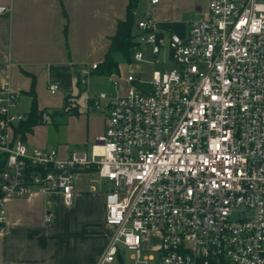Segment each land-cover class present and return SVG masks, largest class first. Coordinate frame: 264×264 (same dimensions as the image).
Here are the masks:
<instances>
[{"label": "built area", "instance_id": "obj_1", "mask_svg": "<svg viewBox=\"0 0 264 264\" xmlns=\"http://www.w3.org/2000/svg\"><path fill=\"white\" fill-rule=\"evenodd\" d=\"M138 27L133 58L145 60L142 45L154 55L167 46L176 67L154 71L148 92L131 73L125 95L90 98L107 114L90 154L29 149L15 137L26 118L18 94L0 90V231L7 199L59 192L72 206L76 174L93 171L114 184L96 264H127L122 249L133 264H264V0H210L184 37L160 36L148 15ZM152 236L157 257L144 255Z\"/></svg>", "mask_w": 264, "mask_h": 264}, {"label": "crops", "instance_id": "obj_2", "mask_svg": "<svg viewBox=\"0 0 264 264\" xmlns=\"http://www.w3.org/2000/svg\"><path fill=\"white\" fill-rule=\"evenodd\" d=\"M129 2L0 0V6L10 8V13L0 15V90L10 88L18 94L16 111L26 117L34 97L39 110L60 111L50 118L52 122L35 126L24 140L16 137L29 149L56 150L61 160L69 159L75 152H87L80 148L93 147L104 134L107 120L104 104L96 109L90 98L97 96L99 90L125 95L130 68L136 70L140 79L138 88L148 92L151 75L158 71L154 70L155 65L174 64L167 46L154 55L150 46L142 45L140 49L146 59L133 67L132 60L117 54L118 74L105 76L93 71L88 76L83 74L89 66L104 61L118 22L126 17ZM209 2L160 0L154 5L149 0H140L137 14L151 17L160 36L184 37L190 22L208 13ZM51 84L59 85L57 93L50 92ZM81 90L85 91L83 110L78 101ZM68 98L75 108L65 113ZM58 115L63 116L61 123L54 121ZM95 175L93 171L76 174L72 206L65 204L59 192H35L7 199L6 227L0 231V264H68L65 256L68 250L75 259L70 264H96L101 252L92 244L88 225H72L73 217L88 220V216L98 213L110 229L105 222L106 194L91 185L96 179L100 181Z\"/></svg>", "mask_w": 264, "mask_h": 264}, {"label": "trees", "instance_id": "obj_3", "mask_svg": "<svg viewBox=\"0 0 264 264\" xmlns=\"http://www.w3.org/2000/svg\"><path fill=\"white\" fill-rule=\"evenodd\" d=\"M140 0H130L126 17L124 20H120L117 26L116 34L111 38V43L109 50L105 56L102 63L97 64V68L93 70L95 74L112 76L119 73V62L116 60V55L120 54L125 60L131 61V50L137 48L140 45L139 37L142 33L138 27V21L144 17L137 14L138 6ZM68 98V104L63 110L67 113L68 111L74 109ZM54 113H49L47 110H39L36 97H34L31 112L25 118V120L18 123L15 126V137H20L22 140L25 139L28 133H31L35 126L40 124H46L49 122L50 118L60 112L53 111ZM50 115V118L46 115ZM7 165V155H0V175L5 171ZM89 172V171H87Z\"/></svg>", "mask_w": 264, "mask_h": 264}, {"label": "rangeland", "instance_id": "obj_4", "mask_svg": "<svg viewBox=\"0 0 264 264\" xmlns=\"http://www.w3.org/2000/svg\"><path fill=\"white\" fill-rule=\"evenodd\" d=\"M140 51H142V50L140 49ZM164 56H166V55H164ZM137 62L138 61H136L134 58H132V62H131L130 65L133 67V65H137ZM175 67H176L175 64H168V65H166V64H157V65H155L154 70H158V71L164 72V71H167V70H172ZM129 71H130L129 73H133V74L137 75L135 69L133 70V68H130ZM143 76H144L145 79H148V76L146 74H143ZM111 84L113 86L114 82L111 81ZM102 92L110 93L108 90H104V91H100L99 90L96 93V95L99 96ZM84 96H85V91L81 90V92L78 93V101H79V103L81 105L80 106L81 109L84 108V102H83L84 99H85ZM62 109H63V107H62ZM46 117L49 120L50 115L47 114ZM62 117H63L62 115H58V116L55 117L54 121L58 122V123H61ZM49 121L52 122L51 119ZM91 149H92V147H89L88 149L80 148V150H85L89 154L91 153ZM97 176L98 175H95V179L97 178ZM91 185H92V188L97 190V192L106 194L113 188L114 184H113V182H111L109 180L100 179V181H99V180L96 179V181L91 182ZM96 214H97L96 216L95 215L88 216L87 217L88 220H86V219L83 220L82 217H77V218L73 217L72 225L73 226H79V227L83 226V225H86V226L88 225L89 231H91L90 234L93 235V237L91 238L92 244H94V246H96V247H99V250L101 252L100 254H102L104 249H105V247L108 244L109 236L111 234V230L112 229L111 228L109 229L105 225L103 218L100 219L98 217V213H96ZM158 245H159V238L157 236H152L150 238V240L147 242V245H145L144 255L148 254V255H154L155 257H157L158 253H157V251L154 250V248L157 247ZM122 252H123V255H124L125 259H126V263L127 264H133L132 261L130 260L132 254L130 252H128L127 250H125V249H122ZM65 256L67 258L66 263L70 264V263L75 261V259L73 257V254L69 253V250H68V252L66 253ZM98 259L99 258L97 257V260ZM97 260H96V262H97ZM152 264H157V263L154 261V262H152Z\"/></svg>", "mask_w": 264, "mask_h": 264}, {"label": "water", "instance_id": "obj_5", "mask_svg": "<svg viewBox=\"0 0 264 264\" xmlns=\"http://www.w3.org/2000/svg\"><path fill=\"white\" fill-rule=\"evenodd\" d=\"M134 54H135V49H132V50H131V57H132V58L134 57ZM119 260H120V262H121V264H122V257H121V256H119Z\"/></svg>", "mask_w": 264, "mask_h": 264}]
</instances>
